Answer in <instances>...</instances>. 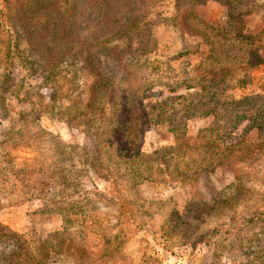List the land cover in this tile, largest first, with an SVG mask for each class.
Instances as JSON below:
<instances>
[{"label": "rangeland", "instance_id": "obj_1", "mask_svg": "<svg viewBox=\"0 0 264 264\" xmlns=\"http://www.w3.org/2000/svg\"><path fill=\"white\" fill-rule=\"evenodd\" d=\"M85 7L82 0H0V81L8 80L0 101L10 112L0 118V135L19 121L21 111L33 110L37 121L64 142L87 147L88 158L106 161L100 164L105 178L89 172L93 181L76 195L98 209L97 216L81 217L84 225L76 226L63 219V207L43 212L41 202L32 201L0 208V224L28 239L63 232L65 246L50 254L48 264H264V131L244 120L231 138L217 139V130L202 133L214 159L198 160L200 172L182 182L164 179L157 163L150 167L142 158L124 161L105 154L107 148L82 124L90 117L83 114L84 103L102 110V130L114 125L118 103H167L171 111L180 103H203L206 94L196 87L198 74L192 69L212 47L233 44L243 28L259 32L264 0H115L105 26L96 31ZM127 19L138 21L135 31L124 28L90 66L82 62L76 50L97 54L103 32ZM250 48L244 46L247 52ZM249 73L253 85L235 89L236 79L245 74L237 70L229 91L236 98L264 95V67ZM197 113L186 120L189 136L214 121ZM173 144L172 133L161 125L145 131L140 149L149 153ZM216 144L220 148H213ZM15 153L19 162L35 158L29 150ZM122 195L136 209L127 216L120 210Z\"/></svg>", "mask_w": 264, "mask_h": 264}, {"label": "trees", "instance_id": "obj_2", "mask_svg": "<svg viewBox=\"0 0 264 264\" xmlns=\"http://www.w3.org/2000/svg\"><path fill=\"white\" fill-rule=\"evenodd\" d=\"M114 2L115 0H82V4H86L82 9L85 18L93 21L95 31L97 27L101 29L105 26V20L111 15L110 8ZM20 13L22 15L20 20L23 21L25 15ZM93 15L95 19H92ZM262 18L264 23V16ZM137 23L138 21L129 20L114 31L105 30L96 45L97 54L86 53L83 48L76 52L82 62L90 66V62L94 61L102 50L110 48L108 43L112 42L116 33H124V28L133 32ZM243 30L236 33L237 39L233 44L225 46L220 43L218 47H212L210 54L192 69L198 74L193 78V81L199 80L198 83L196 81V87L204 89L206 94L202 98L205 99L203 103H180L181 108H174L172 111V107L166 109L167 103L138 105L118 103L114 125H108L105 131L102 130L101 125L104 119L102 110L96 112V108L94 109L96 103H84L86 111L83 114L90 116L86 122L82 121L86 132L96 142H100L102 147L107 148L105 154H112L115 159L134 161L136 158H142L147 160L145 164L150 167L157 163L159 170L166 174L167 177L164 179L167 181L193 180L196 177L194 175H197L203 166H198V160L214 159L212 155L209 156L213 149L210 141L205 142L206 131L217 130V139L221 138V135L231 138L232 133L244 120H249L248 127L264 131V103H260L264 101V95L243 92L240 98H236L229 92L233 88L231 82L238 76L236 75L238 69L245 74L242 79H236L238 84L234 88L243 90L253 85L254 77L249 70L264 67V27L257 33H245ZM150 35L149 33L147 36ZM151 40L152 38H149L148 42ZM249 44L251 48L247 52L244 46ZM82 47L87 48L85 45ZM236 49L238 53H235ZM243 49L246 53L244 56L240 55ZM11 63V60L7 61V66ZM227 66H232V69L225 74L223 70ZM7 78L10 79V76ZM7 81H0L1 94L4 93V85ZM99 83L98 79L96 85ZM170 91L175 90L170 89ZM0 102V110H2L0 118L7 119L10 116L8 106L4 103V99ZM196 111L202 115L212 116L214 121L193 137L187 133L186 120L194 116ZM161 125L172 133L175 144L149 153L141 152L145 131L150 128L157 129V126ZM218 147L220 148L219 144L213 146V148ZM21 149L29 150L35 154V158L19 162L15 151ZM196 151L200 152L199 155L201 153L203 155L197 158L187 156ZM89 153L87 147L68 144L59 135L44 128L37 121L33 110L21 111L19 121L0 135V208L40 201L41 211L45 212L55 206L63 207L64 211L61 214L65 221L77 222L76 226H83L85 221H80V218L91 219L97 216L98 209L81 203L80 194L76 195L83 192L86 181H93V178L87 175L89 172H94L100 178L106 176L100 173V164L106 161L98 155L88 158ZM168 157L170 159L166 161ZM103 170L105 171L106 167H103ZM113 187L116 192L120 190L116 185ZM120 210L121 214L126 216L136 211L125 195L121 197ZM63 234V232H54L44 239L39 237L28 239L25 234L9 231L5 225L0 224V243L5 244V247L0 249V264H48L50 254L60 253L62 246H65L66 241L60 240Z\"/></svg>", "mask_w": 264, "mask_h": 264}]
</instances>
